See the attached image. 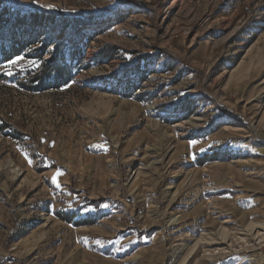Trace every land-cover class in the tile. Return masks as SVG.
<instances>
[{
  "label": "rangeland",
  "instance_id": "1",
  "mask_svg": "<svg viewBox=\"0 0 264 264\" xmlns=\"http://www.w3.org/2000/svg\"><path fill=\"white\" fill-rule=\"evenodd\" d=\"M3 10L0 264H264V0Z\"/></svg>",
  "mask_w": 264,
  "mask_h": 264
},
{
  "label": "trees",
  "instance_id": "2",
  "mask_svg": "<svg viewBox=\"0 0 264 264\" xmlns=\"http://www.w3.org/2000/svg\"><path fill=\"white\" fill-rule=\"evenodd\" d=\"M7 11L3 10L2 12H0V22L2 21V15L5 14ZM14 33L10 35V38H14ZM26 41H22L21 39H16V41L14 43H12V46H10V48L8 50H5L4 47H0V54L7 56V58H11V52H13L14 50H17V48H20V46H23L24 43ZM74 43L75 42H71ZM55 58L53 57L52 59H50L49 61H47L45 64L41 65L40 67V71L41 72H49V71H54L60 75L64 74L65 71V65H57L54 64L52 60H54Z\"/></svg>",
  "mask_w": 264,
  "mask_h": 264
},
{
  "label": "snow or ice",
  "instance_id": "3",
  "mask_svg": "<svg viewBox=\"0 0 264 264\" xmlns=\"http://www.w3.org/2000/svg\"><path fill=\"white\" fill-rule=\"evenodd\" d=\"M21 59H23V57H17L16 59H12L9 61V64L15 65V64L19 63ZM31 63L33 64V66H35L37 68H39V66H40L36 61H32ZM8 74L11 75V72H9ZM57 175H59V173H57ZM52 180H53V183H57V186H59L56 176H53Z\"/></svg>",
  "mask_w": 264,
  "mask_h": 264
}]
</instances>
